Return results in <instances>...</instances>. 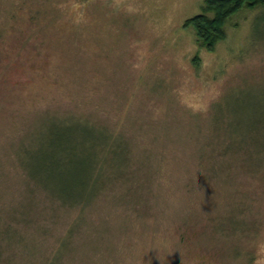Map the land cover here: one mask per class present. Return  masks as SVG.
Listing matches in <instances>:
<instances>
[{
    "label": "rangeland",
    "instance_id": "obj_1",
    "mask_svg": "<svg viewBox=\"0 0 264 264\" xmlns=\"http://www.w3.org/2000/svg\"><path fill=\"white\" fill-rule=\"evenodd\" d=\"M202 1L0 0V264H264V2L206 47ZM46 116L124 143L85 203L27 172Z\"/></svg>",
    "mask_w": 264,
    "mask_h": 264
},
{
    "label": "trees",
    "instance_id": "obj_2",
    "mask_svg": "<svg viewBox=\"0 0 264 264\" xmlns=\"http://www.w3.org/2000/svg\"><path fill=\"white\" fill-rule=\"evenodd\" d=\"M260 2L264 0H203L201 9L186 16L183 23L192 26L199 44L211 47L224 35L223 22L230 12ZM124 149L117 136L86 118L46 116L32 144L23 150L27 172L47 193L73 206L85 203L108 174L119 169ZM55 256L44 263L54 264Z\"/></svg>",
    "mask_w": 264,
    "mask_h": 264
}]
</instances>
